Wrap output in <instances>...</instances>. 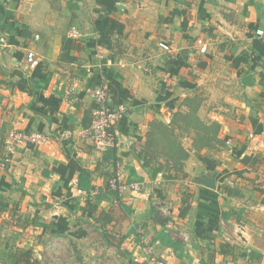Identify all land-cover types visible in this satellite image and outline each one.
<instances>
[{
	"label": "crops",
	"instance_id": "0c3cea01",
	"mask_svg": "<svg viewBox=\"0 0 264 264\" xmlns=\"http://www.w3.org/2000/svg\"><path fill=\"white\" fill-rule=\"evenodd\" d=\"M72 27L83 38H71ZM258 30L264 0H0V156L13 130L88 129L100 107L88 90L102 78L112 104L130 108L118 125L119 146L104 154L75 136L48 151L20 148L0 171V221L19 231V219L34 217L38 226L27 230L81 226L91 219L89 193L76 194L83 180L93 197L106 195L100 211L123 218L105 234L118 228L136 264H264ZM99 45L127 66L102 68ZM29 51L40 59L34 71ZM116 164L128 184H143L119 201L128 216L107 195Z\"/></svg>",
	"mask_w": 264,
	"mask_h": 264
},
{
	"label": "built area",
	"instance_id": "2783aa9c",
	"mask_svg": "<svg viewBox=\"0 0 264 264\" xmlns=\"http://www.w3.org/2000/svg\"><path fill=\"white\" fill-rule=\"evenodd\" d=\"M257 35L259 37L264 36V31L258 30ZM70 37L73 39H81L83 38V35L76 27H72ZM197 43L201 47L200 51L205 53L207 51V46L204 41L199 39ZM160 47L166 52H171L172 50V47L166 43H161ZM110 55L111 52L108 47L105 45H99L96 52V58L98 59V62L102 68L104 66L113 65H118L121 68H125L127 66L124 61L116 62ZM26 61L30 71H34L40 65V59L33 51H29L27 53ZM71 92V90H68L67 94L70 95ZM88 92L100 104V107L97 108L93 113V120L88 129L81 130L75 134L72 133V131L64 130L55 136H49L46 133L37 131L25 132L13 130L8 134L4 141V153L0 156V171L7 170L15 154L22 147L34 146L38 149L48 151L51 150L52 145L65 144L74 136L80 140L89 141L93 145L94 149L102 154L108 152L111 149L117 148L120 143L118 138V125L123 117L128 114L130 108L126 105L114 106L112 104L110 84L105 78H102L100 83L96 87L89 89ZM165 111L169 116L166 118V120L169 121L171 114L168 110L165 109ZM250 137L252 139H256V135H250ZM73 183L77 185L76 180L73 181ZM109 189L110 191L115 192L121 200L127 191H131L134 194H140L143 189V184H128L125 181L121 165L116 164L113 176L109 180ZM76 194L81 196L88 195V193L81 188L76 190ZM95 194H97V191L91 192V195ZM155 264L176 263L170 260H156Z\"/></svg>",
	"mask_w": 264,
	"mask_h": 264
},
{
	"label": "rangeland",
	"instance_id": "374dc122",
	"mask_svg": "<svg viewBox=\"0 0 264 264\" xmlns=\"http://www.w3.org/2000/svg\"><path fill=\"white\" fill-rule=\"evenodd\" d=\"M16 225L0 221V264L5 263L2 252L17 255L26 250H32L31 264H132L119 250L121 238L107 242L105 229L94 218L81 226L66 221L60 230L42 226L36 227L39 231H19Z\"/></svg>",
	"mask_w": 264,
	"mask_h": 264
},
{
	"label": "trees",
	"instance_id": "16d2710c",
	"mask_svg": "<svg viewBox=\"0 0 264 264\" xmlns=\"http://www.w3.org/2000/svg\"><path fill=\"white\" fill-rule=\"evenodd\" d=\"M257 162H258L257 158H254L253 163L255 164ZM86 183L87 182H83V180H82V182L80 183V188L84 189V190H87V192L89 193V195L87 196V198L85 200V203H86V209L90 213V217L96 219L97 222H99L102 225V228H104V229L107 228V226L109 224H112L113 222H115V220H116V222L117 221L118 222L121 221L123 218L122 219H120V218L116 219L115 218L116 217L115 211H111V210H109V211H104V210L100 211V202L102 200H105V198H107V197H106V195L105 196L98 195V196L93 197L91 195L92 190L89 189V186ZM107 190H108L107 193H109L107 195L111 196L115 200H118L116 204L120 206V210L123 213L126 214L125 216H128L129 215V210H127L125 207L122 206V204L119 202L120 199L117 196V194L115 192L110 191L109 182H108V185H107ZM3 211H4V209L1 208L0 212H3ZM20 221H21V223H20ZM167 222H168V219L164 220L162 222V224L165 225ZM36 224H37V219H35V217L33 219H29V218H27V219H19V221H18V227L22 228V229H27L28 226H31V225L32 226H38ZM110 232H111L110 235H108V232H106V234H104V236L107 238V242H109L111 244L112 243L115 244L114 242H117L116 240L118 238H116V236L119 235V230H118V228H116L114 226ZM123 241H124V238L121 237V243L119 245V250L121 251L122 255H124L125 257L130 259L132 264H136L134 259L129 255V253L126 252L122 248ZM2 254H3V258H5V263L4 264H31L32 250L22 251V252H20L17 255H15L14 253H11V254L8 255L7 251L2 252Z\"/></svg>",
	"mask_w": 264,
	"mask_h": 264
},
{
	"label": "water",
	"instance_id": "95a60500",
	"mask_svg": "<svg viewBox=\"0 0 264 264\" xmlns=\"http://www.w3.org/2000/svg\"><path fill=\"white\" fill-rule=\"evenodd\" d=\"M159 118H160L162 121L165 122V119H164L163 117H161L160 115H159Z\"/></svg>",
	"mask_w": 264,
	"mask_h": 264
}]
</instances>
